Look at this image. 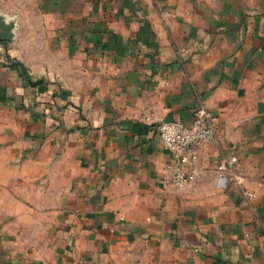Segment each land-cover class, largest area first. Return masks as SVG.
Listing matches in <instances>:
<instances>
[{
  "label": "crops",
  "instance_id": "1",
  "mask_svg": "<svg viewBox=\"0 0 264 264\" xmlns=\"http://www.w3.org/2000/svg\"><path fill=\"white\" fill-rule=\"evenodd\" d=\"M51 5L55 61L0 45V264H264V188L217 171L264 170V0ZM200 106L216 138L178 190L157 127Z\"/></svg>",
  "mask_w": 264,
  "mask_h": 264
},
{
  "label": "built area",
  "instance_id": "2",
  "mask_svg": "<svg viewBox=\"0 0 264 264\" xmlns=\"http://www.w3.org/2000/svg\"><path fill=\"white\" fill-rule=\"evenodd\" d=\"M148 125L154 123V115L148 113L144 117ZM163 149L172 158V175L167 179L170 186L183 190L194 178L193 164L197 161V149L211 144L216 138L217 122L214 114L203 106L194 112L193 122L161 121L157 127ZM238 158L232 157L217 167L219 173H229V181L235 187L241 188L249 200L258 196V191L264 188V170L253 180L254 188L248 190L246 183L252 178L246 173L236 171Z\"/></svg>",
  "mask_w": 264,
  "mask_h": 264
},
{
  "label": "rangeland",
  "instance_id": "3",
  "mask_svg": "<svg viewBox=\"0 0 264 264\" xmlns=\"http://www.w3.org/2000/svg\"><path fill=\"white\" fill-rule=\"evenodd\" d=\"M55 15L51 0H0V16L13 25V39L0 42L4 52L31 67L55 61L60 48Z\"/></svg>",
  "mask_w": 264,
  "mask_h": 264
},
{
  "label": "water",
  "instance_id": "4",
  "mask_svg": "<svg viewBox=\"0 0 264 264\" xmlns=\"http://www.w3.org/2000/svg\"><path fill=\"white\" fill-rule=\"evenodd\" d=\"M13 39V25L7 24L4 17L0 16V42H9ZM11 62V60H10ZM15 65H19L26 76L29 77V71L26 66L21 62H13Z\"/></svg>",
  "mask_w": 264,
  "mask_h": 264
}]
</instances>
